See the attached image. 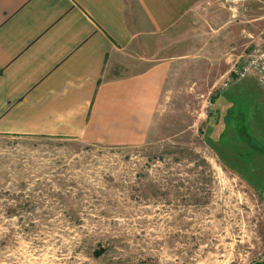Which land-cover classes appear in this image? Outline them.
<instances>
[{
  "label": "rangeland",
  "instance_id": "obj_1",
  "mask_svg": "<svg viewBox=\"0 0 264 264\" xmlns=\"http://www.w3.org/2000/svg\"><path fill=\"white\" fill-rule=\"evenodd\" d=\"M255 10L208 0L130 52L119 72L171 64L141 145L0 134V264L264 260V89L216 91L264 31Z\"/></svg>",
  "mask_w": 264,
  "mask_h": 264
},
{
  "label": "crops",
  "instance_id": "obj_2",
  "mask_svg": "<svg viewBox=\"0 0 264 264\" xmlns=\"http://www.w3.org/2000/svg\"><path fill=\"white\" fill-rule=\"evenodd\" d=\"M207 1L0 0V134L145 143L171 64L119 68H131L128 55L145 36L171 30ZM253 20L264 21V11Z\"/></svg>",
  "mask_w": 264,
  "mask_h": 264
},
{
  "label": "built area",
  "instance_id": "obj_3",
  "mask_svg": "<svg viewBox=\"0 0 264 264\" xmlns=\"http://www.w3.org/2000/svg\"><path fill=\"white\" fill-rule=\"evenodd\" d=\"M234 14L250 2H256L264 11V0H220ZM253 38V37H252ZM247 78H254L259 87L264 89V31L248 46L246 52L234 61L230 71L226 74L223 82L217 88L222 92L233 84Z\"/></svg>",
  "mask_w": 264,
  "mask_h": 264
},
{
  "label": "trees",
  "instance_id": "obj_4",
  "mask_svg": "<svg viewBox=\"0 0 264 264\" xmlns=\"http://www.w3.org/2000/svg\"><path fill=\"white\" fill-rule=\"evenodd\" d=\"M255 264H264V260H262V261H258V262H256Z\"/></svg>",
  "mask_w": 264,
  "mask_h": 264
}]
</instances>
